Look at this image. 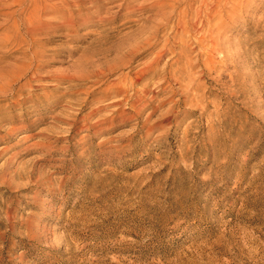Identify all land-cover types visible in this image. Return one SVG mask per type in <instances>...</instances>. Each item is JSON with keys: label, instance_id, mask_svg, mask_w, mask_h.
<instances>
[{"label": "rangeland", "instance_id": "374dc122", "mask_svg": "<svg viewBox=\"0 0 264 264\" xmlns=\"http://www.w3.org/2000/svg\"><path fill=\"white\" fill-rule=\"evenodd\" d=\"M146 1L77 36L49 24L47 78L0 92V264H264V0L221 5L204 30L227 42L212 65L181 42L146 92L121 99L113 82L137 76L165 38L179 43L180 18L198 6L176 0L164 27ZM16 9H0V74L31 54L1 42ZM145 26L160 42L133 47Z\"/></svg>", "mask_w": 264, "mask_h": 264}, {"label": "bare ground", "instance_id": "6f19581e", "mask_svg": "<svg viewBox=\"0 0 264 264\" xmlns=\"http://www.w3.org/2000/svg\"><path fill=\"white\" fill-rule=\"evenodd\" d=\"M135 1L136 0H0V9L17 7V9L13 10L10 13V16L8 15L9 17L6 19L5 27H7V29L3 35L4 39L2 37L1 42L6 45L15 44L20 47V49L26 47V50L31 53L28 57H19L20 59L18 58V60L14 62V64H12L13 68L8 73L0 74V81L2 82L0 86V92L14 95L16 94L15 91L18 90L24 93V90L26 88L32 87L33 81H40L43 78H47L40 72L42 66L40 63L41 58L39 57L41 56V51H43V46H41V33L45 30V28H47V26H49V24L53 25L49 26L48 28L72 31L66 34L70 35V37L77 36L76 32L79 33L80 28L88 24L89 20L93 21V17H96V20L94 21L101 22V25L109 23L113 19V17L110 16L109 13L110 8L114 6L121 7L126 3L129 5ZM175 1L176 0H147V3L143 2V6L140 5V8L156 10L155 15L157 16V24L163 25L165 27L172 25L171 23L173 15L172 13L168 12V9H173L175 7ZM197 2L198 6L191 10V12H194L193 15H195L194 17H192V21H190L191 17L189 15V18L188 16L181 17L178 22L179 28L183 30V36H181L180 42L176 43L173 46L171 44L172 42H170V36L165 38L161 49L154 57L155 60L146 64L143 69L138 71L137 76L130 77V75L127 74L122 78L114 81L112 84L113 91H110V94H115V96L120 95L122 96L121 99H123L125 97L124 95L131 89L135 90V92H146V90L148 89V83L145 82L148 81L150 77L154 76V74H158L160 72V70L162 69V58L169 51L174 50L175 47L179 46L183 42L185 43L183 47L184 50L187 48H191L192 46L194 49L197 48L199 50V62L200 59H202L203 54H206V58L204 59V63L206 66L212 65L216 61L215 54L219 53L221 49H224L227 42L218 40V37L220 35H215V32L217 33V30H213L214 28L212 30L206 29L205 32L204 30L205 27L213 20H217V22L218 20H220L219 17L221 16L223 10L227 9L222 8L221 5L223 3L227 4L230 1L198 0ZM106 6H109L108 10H106V13L102 15L101 13L104 11ZM174 9L172 11H174ZM176 11L178 12V10ZM188 12L191 13L189 10ZM188 12L184 10L181 13L189 14ZM159 33L160 32L158 26L142 27L138 32L136 31L133 39L135 44L133 43L134 45H131L133 47H143L146 44L153 46L160 42L158 36ZM207 40L211 41V44L208 47L209 49H211V52L205 50L207 48ZM197 63L198 60L195 64ZM34 69H36L38 72L33 73ZM177 72H180V70H177L176 73ZM164 73L165 70H162L163 79L166 77ZM29 74L32 75L31 78H29L19 86L15 84V82L22 76ZM87 76L90 79L93 78L95 83H99L106 75L103 70L98 69L94 70L93 72L89 71ZM65 77H68V75H66ZM69 78L74 80V77L71 74H69ZM185 91L186 93L189 92L188 89ZM108 93L104 94L103 98L108 97ZM25 100L26 98H20L19 96L16 101L11 102V105H16L17 102L23 104L25 103ZM61 120L66 124L73 125V123H69L64 119ZM84 128L86 129L87 126L85 125ZM70 129H72V127ZM43 144H45V142Z\"/></svg>", "mask_w": 264, "mask_h": 264}]
</instances>
